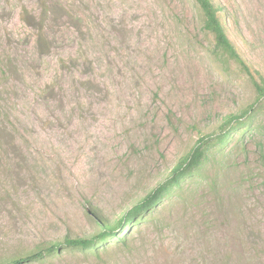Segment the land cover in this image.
<instances>
[{
  "label": "rangeland",
  "instance_id": "obj_1",
  "mask_svg": "<svg viewBox=\"0 0 264 264\" xmlns=\"http://www.w3.org/2000/svg\"><path fill=\"white\" fill-rule=\"evenodd\" d=\"M264 77V0H212ZM193 0H0V264L112 226L200 135L243 131L125 244L25 264H264V99Z\"/></svg>",
  "mask_w": 264,
  "mask_h": 264
},
{
  "label": "trees",
  "instance_id": "obj_2",
  "mask_svg": "<svg viewBox=\"0 0 264 264\" xmlns=\"http://www.w3.org/2000/svg\"><path fill=\"white\" fill-rule=\"evenodd\" d=\"M202 15V29L208 33L213 40L212 53L222 56L227 61L236 63L250 80L255 93V102L264 99V77L257 72H252L241 59L236 47L229 39L226 30L219 19L218 9L212 0H193ZM255 105L249 106L238 115H228L224 118L222 125L213 136L200 135L190 150L180 157L170 171L169 176L156 188L146 194L138 203L132 206L112 226L101 225L99 232L90 238H66L63 243L52 244L49 247L31 253L26 257L10 260L4 264H25L29 261H39L50 256L59 255L64 249L70 251H96L99 245H107L111 242L125 244L130 229L158 207L164 199L168 198L175 189H178L186 179L201 170L207 162L212 149L217 147L223 151L234 134L243 131L246 121L254 114Z\"/></svg>",
  "mask_w": 264,
  "mask_h": 264
}]
</instances>
